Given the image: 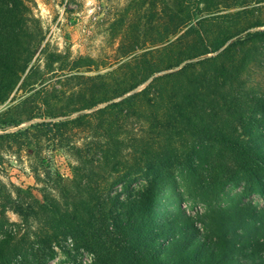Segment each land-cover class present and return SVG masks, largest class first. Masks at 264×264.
Here are the masks:
<instances>
[{
	"label": "trees",
	"instance_id": "trees-1",
	"mask_svg": "<svg viewBox=\"0 0 264 264\" xmlns=\"http://www.w3.org/2000/svg\"><path fill=\"white\" fill-rule=\"evenodd\" d=\"M33 2L0 0V166L43 140H67L73 163L34 170L37 187L0 177V264H49L66 239L98 264H264V211L220 204L230 183L264 185V88L245 82L264 21L228 0H154L147 23L127 10L107 64L52 49Z\"/></svg>",
	"mask_w": 264,
	"mask_h": 264
},
{
	"label": "rangeland",
	"instance_id": "rangeland-1",
	"mask_svg": "<svg viewBox=\"0 0 264 264\" xmlns=\"http://www.w3.org/2000/svg\"><path fill=\"white\" fill-rule=\"evenodd\" d=\"M153 2L154 0H34L33 16L38 20L46 36V42L52 49L61 53L68 51L74 60L80 56H88L102 63L112 64L116 59L120 60L122 55L120 51L118 55L116 54L121 42L119 34L123 32L119 24L121 19H125L127 10L130 9L136 14L134 17H138L134 18L137 25L147 23ZM228 4L233 12L245 7L250 20L264 21V0H228ZM117 16L118 41H115L111 38L110 28ZM245 82L249 90L254 88L258 91L264 88V55L253 65L251 72L245 77ZM11 105V102L0 105V115L7 112ZM77 142L81 144L82 140L78 139ZM67 143L68 141L64 140V145L60 148L43 140L40 147L24 148L18 153L16 151L5 153V164L0 166L1 179L8 186L26 189L41 184L34 170L42 179L46 177L45 170H49L52 177L57 171L65 177L68 176L70 172L68 165L73 163V158L66 146ZM180 192L182 194L180 206H183L187 215L203 213V204L195 202L183 189ZM172 201L178 202V199L173 198ZM220 204L227 206L231 211L250 204L254 212H262L264 185L262 189L258 187L251 189L244 179L230 183L221 196ZM8 216L12 222L19 221V217L13 213H9ZM232 238L239 244L254 246L253 241L245 243L247 237L244 232L239 236L232 235ZM54 249L56 256L49 264H98L91 254L74 250L70 240H61L55 244Z\"/></svg>",
	"mask_w": 264,
	"mask_h": 264
}]
</instances>
